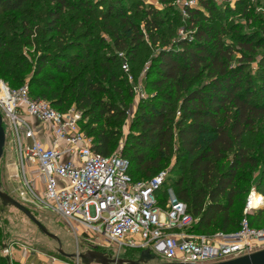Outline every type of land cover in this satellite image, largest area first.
Listing matches in <instances>:
<instances>
[{
    "label": "trees",
    "instance_id": "16d2710c",
    "mask_svg": "<svg viewBox=\"0 0 264 264\" xmlns=\"http://www.w3.org/2000/svg\"><path fill=\"white\" fill-rule=\"evenodd\" d=\"M47 1L51 6L46 10L45 30L39 33L40 44H45L46 35L51 34L49 36H54L58 48H68L75 40L84 37L81 35L83 32L91 30L88 24L90 18H86L89 7L83 0L78 3L75 0ZM119 1L120 5L115 9L108 8V15L115 14L116 22L109 25L103 23L102 31L109 34L116 51L126 52L134 61L142 49H147L140 30V25H144L149 41L159 46L151 59L147 84L154 90L155 97L164 102L158 106L140 104L137 108L133 124L139 127V131L129 136L125 155L122 153L129 160V175L135 180L136 173H140L142 179L156 174L161 162L172 155L176 139L177 157L182 159V164L180 173L169 186L196 219L191 226L192 231L211 234L237 230L243 217L239 209L245 206L249 190L248 186L239 184L243 182L239 172L250 175L258 170L254 187L260 196H264V43H257V39L239 32L234 37L235 46L225 42L222 35L227 32L226 25L218 21L217 12L207 0H200L201 5L211 12L209 18L194 19L198 26L192 41L182 39L169 45L179 22V16L174 11H169L173 12V16L161 15L149 6L143 14L134 11L129 14L125 5L127 1ZM27 2L0 0V11H18ZM78 6L85 10L82 14L84 20L75 23L69 13H80ZM188 11L189 18L200 15L198 9L189 8ZM246 15L249 16V13ZM66 17L69 25L64 21ZM84 24L87 28L79 31ZM86 36H91L90 32ZM21 42L28 45L35 43L31 42L27 31H23ZM4 44L7 41L0 29V49ZM260 48L263 50L258 55L256 49ZM76 50H79L78 47ZM6 52L7 56L0 53V75L10 87L16 88L23 84L20 82L23 80L24 63L21 65L14 50ZM235 52L240 53L236 61ZM87 53L91 55V51ZM87 53L78 55L71 64L72 59L59 51L49 58L41 55L36 61V76L41 74L50 59L49 66L54 64L62 73H68L72 82L70 86L59 89V85H55L56 78H50L45 82L29 83V91L31 96L49 101L57 110L65 111L73 105L81 111L82 119L87 121L83 124L80 121V125L92 137V149L109 155L121 134L129 96L125 95L120 85L117 57H106L108 61L102 65H98L97 60L92 62L98 72L95 79L87 73ZM96 53L92 56L97 57ZM254 61L258 69L253 72L250 64ZM72 67L75 69L72 70ZM261 84L262 91L258 92L256 87L259 89ZM33 87L39 91H33ZM172 101L179 102L180 116L177 121L170 117L168 106ZM258 124H263L259 139L256 142L246 141L248 133H252ZM136 147L156 150V154L148 157L143 151L131 153ZM256 212L254 217L248 216L252 226H260L254 220L264 215V208ZM1 233L0 227V247L4 245ZM0 264H9L5 256H0Z\"/></svg>",
    "mask_w": 264,
    "mask_h": 264
},
{
    "label": "built area",
    "instance_id": "2783aa9c",
    "mask_svg": "<svg viewBox=\"0 0 264 264\" xmlns=\"http://www.w3.org/2000/svg\"><path fill=\"white\" fill-rule=\"evenodd\" d=\"M0 114L16 154L20 199L56 214L72 232L77 254L80 238L90 249L115 248L116 257L122 247L147 249L165 263L210 264L264 249V226H252L247 215L256 208L252 193L237 230L194 232L196 219L166 186L167 173L134 181L122 153L92 149L75 107L57 110L31 96L28 83L12 88L0 80ZM18 264L36 263L27 258ZM62 264L83 263L76 256Z\"/></svg>",
    "mask_w": 264,
    "mask_h": 264
},
{
    "label": "rangeland",
    "instance_id": "374dc122",
    "mask_svg": "<svg viewBox=\"0 0 264 264\" xmlns=\"http://www.w3.org/2000/svg\"><path fill=\"white\" fill-rule=\"evenodd\" d=\"M77 3L80 0H75ZM125 5L129 8V14L131 12H138L143 14L145 10L149 8V6H153L157 11L161 13V15L168 14L174 15V11L179 16V22L175 27V31L171 37V42L169 45L175 44L176 42L182 39L193 40L194 33L197 30L196 23L194 19H202L209 18L211 12L201 5L200 0H126ZM192 1V2H191ZM209 5L214 7V12H217L216 16L219 18L218 21L221 22L224 26L226 25L227 32L222 35L225 42L235 46L234 37L236 32H239L243 35H247L252 39H257V43H264V0H207ZM88 7L89 10L86 12V18H90L88 21L89 27L91 30L87 29L83 32L84 37H80L79 39L74 41V44H71L70 47L63 49L58 48L55 41L56 39L51 38L49 36L51 34L46 35L47 42L45 44L39 43V33L41 30H45L44 22L46 20V10L51 6L47 0H28V2L23 6L22 9L18 11H11L3 13L0 11V29L3 30L4 39L7 41V44H4L3 49H0V53L2 55H8L6 51L14 50L20 60V63H24V73L23 80L20 83H33L40 81H46L56 78L55 85H59V89L65 87L66 85L70 86L72 82V78H69L68 73H62L60 68L54 66H49L50 59L47 64H45V68L42 70L39 76H36L35 67L36 61L41 55H46V58H49L54 55L56 51L60 53H64L66 58L72 59L70 64L76 60L78 55L82 53H87L91 51V55H88V59L85 60L88 62V74L90 77L97 78L98 72L94 70V64H91L95 60H97L98 65H102V63H106L108 56H116L117 57V72L119 73L120 85L123 87V91L128 94L129 98L127 99V109L125 116L122 121L121 134L118 137L116 144L114 145L112 152H119L125 155V151L127 150L129 144V136L137 133L139 131V127L135 126L133 123L136 118V111L139 105H144L148 103H152L154 106H158L161 103L159 99L155 97V92L152 88H150L147 84L149 79L148 73L151 69V59L156 55V52L159 50L158 43L153 44L149 41L148 35L145 31L144 25H140V30L144 34V44L147 49H142L137 58L134 61H131L126 52L124 51H116L112 47V41L109 34L105 31H102L103 23L113 24L116 22L117 18L114 15H108V8L115 9L118 5H120L119 0H83ZM134 6L130 9L131 6ZM94 6V7H93ZM93 7V8H92ZM170 8V10H166ZM198 9L200 11V15L197 18H189L188 9ZM78 10H81L80 13L72 11L69 13L71 17H74L72 21L75 23H79L84 20L82 18L84 9H81L78 6ZM213 12V13H214ZM249 13V16L246 15ZM138 15H136L137 17ZM224 17V18H223ZM67 25H69L68 17L64 20ZM218 23V22H217ZM235 28L236 31L230 30V27ZM86 25L84 24L79 31H83L86 29ZM23 31H27L30 33L32 44H22L21 35ZM90 32L91 36H86L87 33ZM32 33V35H31ZM38 34V36H37ZM89 46L86 50L85 48ZM78 47L79 50H76ZM263 48L256 49V53L261 55V51ZM87 51V52H86ZM95 51H97L96 56L92 55ZM78 53V54H77ZM45 57V56H44ZM240 57L239 52L234 53V59ZM69 64V65H70ZM68 65V66H69ZM54 67V68H53ZM252 71H256L258 69V64L256 61L250 64ZM75 67H72L74 70ZM73 75H77L72 73ZM0 80L7 82L1 75ZM78 81V80H76ZM9 82V81H8ZM11 83V82H10ZM106 85V84H105ZM262 86L256 90L258 92L262 91ZM36 89V90H35ZM33 91H39L37 88H32ZM179 102L172 101L171 105L168 106L170 110V117L173 121H177L180 116L179 111ZM74 107L70 105L69 108ZM87 119H82L81 124L86 122ZM3 128L5 130L6 140L4 145V150L2 157L0 158V189L8 193L10 196L21 202L23 205L28 207L31 212L36 216V218L48 229L49 232L55 234L60 241L61 249L68 254H73L76 250V242L72 232L66 227L63 221H61L56 214H54L51 210L46 209L45 207L36 206L33 203H29L20 199L19 190L21 188V183H19L16 179L13 178L14 167H16V154L12 150V142L11 136L8 135V125L3 122ZM254 131L252 133H248L246 137V141L256 142L259 139V135L261 130L263 129V124H258L254 127ZM85 132V131H84ZM178 143L176 139L173 142L172 146V155L169 158L163 160L160 164L158 172L165 171L168 175L166 186L172 184L173 179L177 177L179 171V167L182 164V159L177 157L178 153ZM139 151L146 152L148 157H152L156 154V150L151 151L148 148L140 149L134 148L131 153H138ZM130 155V154H127ZM133 169H136V166H132ZM157 172V173H158ZM258 174V170L253 171L250 175L246 174L244 171L239 172V177L243 181L239 182L240 185L248 186V192L245 196L247 198L251 193L253 197L258 196L259 194L255 190L254 182L255 177ZM155 175V174H153ZM152 175V176H153ZM151 177V176H150ZM134 181H141L142 177L140 173H136L134 175ZM148 178V177H146ZM144 178V179H146ZM248 182V184H246ZM164 189V188H163ZM165 191V190H163ZM264 197V196H263ZM165 196V201H166ZM242 205L241 211L242 216L244 215V208ZM264 208L263 204L258 205L255 209H252L249 214L250 216H255L256 211L258 209ZM252 214V215H251ZM257 225L264 226V215L260 216V218L254 220ZM0 227L2 230V238L4 245L0 247V256L4 253V248L7 245L14 244L15 241H20L32 248L33 250H37L39 252H43L49 257H53L61 260H68L67 258L61 256L58 253L59 243L43 234L37 226L32 223L21 211L17 210L11 205H2L0 202ZM1 239V238H0ZM2 243V244H3ZM90 246L80 238V252H86ZM103 252H105L111 258L118 257H138L140 250L136 248L122 247L119 251L118 257H116V249L115 248H100ZM151 255L154 256L153 260L149 263H165L166 261L155 255L151 252ZM32 260L40 264L38 256L34 255ZM98 264V263H91Z\"/></svg>",
    "mask_w": 264,
    "mask_h": 264
},
{
    "label": "water",
    "instance_id": "95a60500",
    "mask_svg": "<svg viewBox=\"0 0 264 264\" xmlns=\"http://www.w3.org/2000/svg\"><path fill=\"white\" fill-rule=\"evenodd\" d=\"M5 131L2 125V118L0 114V158L2 157L4 145H5ZM0 202L2 205H11L17 210L21 211L32 223H34L37 228L48 237L55 239L59 243L58 253L65 258H74L78 256L83 264H91L93 262L98 264H195V263H149L153 260L154 256L151 255L149 250H141L136 259L118 257L111 258L107 254L99 251L95 248L88 249L86 252H80L73 254L65 253L60 247L59 238L48 231V229L36 218V216L31 212V210L23 205L21 202L10 196L8 193L0 189ZM210 264H264V249L255 251L250 254L242 255L233 259L210 263Z\"/></svg>",
    "mask_w": 264,
    "mask_h": 264
},
{
    "label": "crops",
    "instance_id": "0c3cea01",
    "mask_svg": "<svg viewBox=\"0 0 264 264\" xmlns=\"http://www.w3.org/2000/svg\"><path fill=\"white\" fill-rule=\"evenodd\" d=\"M14 171H15V167H14ZM258 196H260V195H258ZM261 197H263V196H261ZM13 243L14 244L7 245V247H5V248H9V250H8V253L5 252L2 254V256H5L6 258L9 257L10 259H13L14 264H18L19 261H23L27 258L29 261H33L32 258L34 255L38 256L40 264H62L63 261H65V260L56 259V258L54 261H52L51 256L49 257V255L47 256L43 252L33 250L32 248H30V246H28V245H26L20 241H15ZM23 248L27 250V253L29 254L28 256H27V254L26 255L23 254V252H22ZM67 259H69V258H67ZM7 260H8V258H7ZM8 263H9V260H8Z\"/></svg>",
    "mask_w": 264,
    "mask_h": 264
},
{
    "label": "bare ground",
    "instance_id": "6f19581e",
    "mask_svg": "<svg viewBox=\"0 0 264 264\" xmlns=\"http://www.w3.org/2000/svg\"><path fill=\"white\" fill-rule=\"evenodd\" d=\"M253 198L255 199L256 207L258 206L259 203H262L264 201V197L261 196H255Z\"/></svg>",
    "mask_w": 264,
    "mask_h": 264
},
{
    "label": "flooded vegetation",
    "instance_id": "af4514ba",
    "mask_svg": "<svg viewBox=\"0 0 264 264\" xmlns=\"http://www.w3.org/2000/svg\"><path fill=\"white\" fill-rule=\"evenodd\" d=\"M99 251H102V250H99ZM103 252V251H102ZM103 253H105V252H103ZM106 254V253H105ZM137 257L135 256V257H132V259H136Z\"/></svg>",
    "mask_w": 264,
    "mask_h": 264
}]
</instances>
